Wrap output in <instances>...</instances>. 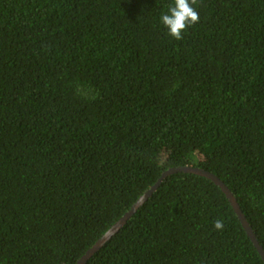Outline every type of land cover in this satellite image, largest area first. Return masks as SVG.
I'll return each instance as SVG.
<instances>
[{
	"label": "trees",
	"instance_id": "16d2710c",
	"mask_svg": "<svg viewBox=\"0 0 264 264\" xmlns=\"http://www.w3.org/2000/svg\"><path fill=\"white\" fill-rule=\"evenodd\" d=\"M172 2L0 0V264H76L185 166L264 250V0H197L179 41ZM87 264L264 262L177 173Z\"/></svg>",
	"mask_w": 264,
	"mask_h": 264
},
{
	"label": "water",
	"instance_id": "95a60500",
	"mask_svg": "<svg viewBox=\"0 0 264 264\" xmlns=\"http://www.w3.org/2000/svg\"><path fill=\"white\" fill-rule=\"evenodd\" d=\"M177 173H186V174H194L201 177H204L211 182H213L216 186H218L222 192L225 194L226 198L228 199L234 213L236 214L239 222L241 223L243 229L245 230L247 236L251 240L252 244L258 251L259 255L261 256L264 262V250L259 244L258 240L256 239L248 221L246 220L244 214L242 213L240 206L238 205L236 199L234 198L233 194L227 188V186L214 174L207 172L203 169L197 167H177V168H170L165 171L158 181L147 191L145 192L137 202L131 207V209L124 214L122 218H120L85 254L81 257L80 260L76 264H87V262L108 242L110 241L114 235H116L123 226L127 223V221L137 212V210L144 205L156 192V190L160 187L162 182L169 176Z\"/></svg>",
	"mask_w": 264,
	"mask_h": 264
},
{
	"label": "clouds",
	"instance_id": "9594fccd",
	"mask_svg": "<svg viewBox=\"0 0 264 264\" xmlns=\"http://www.w3.org/2000/svg\"><path fill=\"white\" fill-rule=\"evenodd\" d=\"M197 0H173L167 6V13L160 16V23L167 29V35L179 41L183 38L182 33L199 22V13L193 5ZM224 222L217 219L214 221L215 230H223Z\"/></svg>",
	"mask_w": 264,
	"mask_h": 264
}]
</instances>
